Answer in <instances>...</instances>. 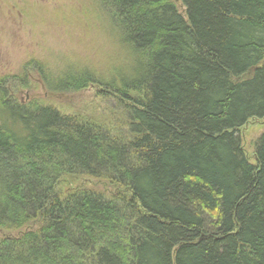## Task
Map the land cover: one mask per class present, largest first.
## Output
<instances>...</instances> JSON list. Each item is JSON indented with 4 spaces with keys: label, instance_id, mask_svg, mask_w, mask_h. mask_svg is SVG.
<instances>
[{
    "label": "trees",
    "instance_id": "1",
    "mask_svg": "<svg viewBox=\"0 0 264 264\" xmlns=\"http://www.w3.org/2000/svg\"><path fill=\"white\" fill-rule=\"evenodd\" d=\"M177 1L94 0L106 74L37 64L115 100L104 125L0 92V264H264V133L255 164L239 135L264 119V0Z\"/></svg>",
    "mask_w": 264,
    "mask_h": 264
},
{
    "label": "rangeland",
    "instance_id": "2",
    "mask_svg": "<svg viewBox=\"0 0 264 264\" xmlns=\"http://www.w3.org/2000/svg\"><path fill=\"white\" fill-rule=\"evenodd\" d=\"M171 1L183 12L179 1ZM107 21L94 0H0V92L8 101H39L66 115L75 114L102 125L111 115H121L115 100L98 95L101 89L97 84L53 93L36 68L43 64L51 79L60 77L66 68L76 71L87 67L106 74L114 63L111 56L116 64L123 62V51L111 40ZM262 133L264 119L251 120L239 130L251 164H255L254 146ZM81 182L101 191L111 190L103 182ZM70 185L74 183L63 182L56 190L65 193ZM9 234L0 230V237Z\"/></svg>",
    "mask_w": 264,
    "mask_h": 264
}]
</instances>
